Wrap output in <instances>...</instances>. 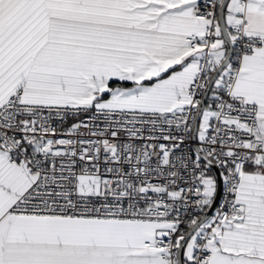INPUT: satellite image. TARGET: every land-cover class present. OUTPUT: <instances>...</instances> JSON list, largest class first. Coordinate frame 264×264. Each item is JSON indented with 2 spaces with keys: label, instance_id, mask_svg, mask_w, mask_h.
<instances>
[{
  "label": "snow or ice",
  "instance_id": "snow-or-ice-1",
  "mask_svg": "<svg viewBox=\"0 0 264 264\" xmlns=\"http://www.w3.org/2000/svg\"><path fill=\"white\" fill-rule=\"evenodd\" d=\"M0 264H264V0H0Z\"/></svg>",
  "mask_w": 264,
  "mask_h": 264
},
{
  "label": "built area",
  "instance_id": "built-area-1",
  "mask_svg": "<svg viewBox=\"0 0 264 264\" xmlns=\"http://www.w3.org/2000/svg\"><path fill=\"white\" fill-rule=\"evenodd\" d=\"M72 121L71 120H69V123H71Z\"/></svg>",
  "mask_w": 264,
  "mask_h": 264
}]
</instances>
